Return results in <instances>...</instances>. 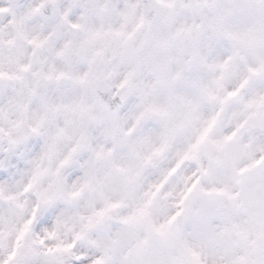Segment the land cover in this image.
Wrapping results in <instances>:
<instances>
[{
	"label": "snow or ice",
	"instance_id": "6c2138e0",
	"mask_svg": "<svg viewBox=\"0 0 264 264\" xmlns=\"http://www.w3.org/2000/svg\"><path fill=\"white\" fill-rule=\"evenodd\" d=\"M0 9L32 57L66 28L81 31L75 51L124 67L113 95L136 97L124 116L66 105L102 121L110 146L91 150L99 165L71 189L53 173L37 194L43 208L19 200L11 161L0 159V264H264V0H7ZM105 16L116 23L87 24ZM32 57H0V85L21 112L33 87L16 84L27 74L69 75L35 70ZM77 147H88L83 131ZM58 198L57 213L48 206Z\"/></svg>",
	"mask_w": 264,
	"mask_h": 264
},
{
	"label": "clouds",
	"instance_id": "9594fccd",
	"mask_svg": "<svg viewBox=\"0 0 264 264\" xmlns=\"http://www.w3.org/2000/svg\"><path fill=\"white\" fill-rule=\"evenodd\" d=\"M57 2L68 7L75 4L76 0ZM109 2L114 4L119 0ZM6 3L7 0H0V4ZM69 10L74 14V21H78L79 12L74 8ZM93 23L97 26L103 23L107 27L115 24L116 18L105 16L103 20L90 18L87 21L89 25ZM10 24L11 20L6 19V13L0 9V36L5 41L0 48V57L26 62L28 57H32L33 46L13 33ZM38 28L39 26L37 31ZM82 34L81 31L66 28L63 38L53 35L46 47L37 50L38 55L32 57L35 70L47 72L49 65H54L69 75L50 81L41 77L37 82L35 77L27 74L24 80L16 84L17 88L24 85L33 87L30 96L26 93L23 95L22 112L11 102V86L0 85V111L7 114L4 119H0V159H10L11 171L7 180L12 181L13 185H21L18 198L33 211L45 207L37 194L46 193L53 183V173H58L65 190L71 189L73 184L82 182L85 167L99 165L91 150L100 145L105 148L110 146V140L102 134V121L92 120L66 105L75 100H83L93 115H100L102 106H107L124 116L136 102L132 93H127L124 100L113 95L115 83L126 71L124 67L116 65L114 61L109 62L106 56H96L93 59L95 49L75 51ZM9 40L12 41L11 44L8 43ZM69 41L72 42L73 49L65 56H56V51ZM148 73L149 69L145 65L138 79H146ZM77 75H85L84 83L73 79ZM39 117L42 119L37 122ZM66 122L69 123L66 125ZM61 129L65 131L61 133ZM80 131L86 134L88 147H77ZM10 140H15L16 143L12 144ZM29 184L31 187H28ZM88 195L90 193L85 191L81 198ZM64 205L65 201L58 198L48 207L55 208L58 213L63 211Z\"/></svg>",
	"mask_w": 264,
	"mask_h": 264
}]
</instances>
